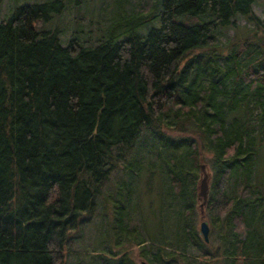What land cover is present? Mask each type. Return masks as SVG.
Returning <instances> with one entry per match:
<instances>
[{
    "label": "trees",
    "instance_id": "trees-1",
    "mask_svg": "<svg viewBox=\"0 0 264 264\" xmlns=\"http://www.w3.org/2000/svg\"><path fill=\"white\" fill-rule=\"evenodd\" d=\"M101 1L0 19V264H264L257 0Z\"/></svg>",
    "mask_w": 264,
    "mask_h": 264
},
{
    "label": "rangeland",
    "instance_id": "rangeland-1",
    "mask_svg": "<svg viewBox=\"0 0 264 264\" xmlns=\"http://www.w3.org/2000/svg\"><path fill=\"white\" fill-rule=\"evenodd\" d=\"M13 1L15 2L16 0H2V5H1V10H0V19L7 20L8 17L11 15V13L13 12V11H11L13 9L12 5L14 6ZM24 1L25 0H19V4L23 3ZM35 1H39V0H35ZM43 1H47V0H43ZM79 1H80V4L83 3V0H79ZM102 2L103 1H101V0H86V1H84V3L78 9V11H81L80 17H81V15L86 16L87 20H92V22L94 20H98L97 17L99 15H102L101 11L104 12V9H102ZM128 8H130V6H128ZM254 9H255L254 12H255L256 16L259 17V19H260V26L264 30V0H257V2L255 3ZM107 11L114 12L115 9H112V10L109 9ZM75 12L77 13V11H74L73 7H71L70 9L68 8L67 11H65V13L61 16V19H59V22L55 23V25L53 24L51 26L54 28L59 26L64 32L69 33L77 25V22H74V19H73ZM112 12L110 14H113ZM245 23H247V21L245 19L240 20L239 26H241V27L237 28L238 36H243L245 34L244 33V31H245L244 24ZM247 25L249 26V28H252L254 26V25H250V24H247ZM87 30H88V27H85L84 32ZM234 32H235L234 28L229 29L228 30L229 36L234 34ZM67 36H69V35H67ZM223 38H224V40H226L225 36ZM67 41L68 40L65 38L64 44H67ZM263 154H264V149H263ZM262 160L264 161V155H263ZM99 223H100V220L98 219V221L96 222L95 226L93 227L90 235H88L86 237V240H87V242L85 243L86 246L85 245H77L76 249L83 250L86 247H88L89 250L92 249V247L95 244L96 238L98 237L99 229L101 227V226L99 227V225H100ZM68 261H70V264H80V263L88 264L87 257L80 258V257L73 256V257L69 258Z\"/></svg>",
    "mask_w": 264,
    "mask_h": 264
},
{
    "label": "water",
    "instance_id": "water-1",
    "mask_svg": "<svg viewBox=\"0 0 264 264\" xmlns=\"http://www.w3.org/2000/svg\"><path fill=\"white\" fill-rule=\"evenodd\" d=\"M202 168L205 169V166L203 165ZM209 191H210V188H209V183H208V175H205L201 182L200 194H199L200 198L203 199L202 206H204L208 200ZM201 232L204 235L206 241L209 242L210 227L206 221H204L201 224Z\"/></svg>",
    "mask_w": 264,
    "mask_h": 264
}]
</instances>
